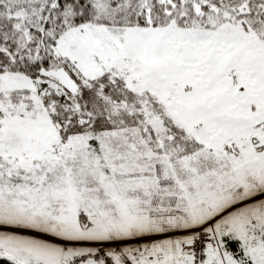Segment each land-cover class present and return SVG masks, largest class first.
<instances>
[{"label": "snow or ice", "instance_id": "snow-or-ice-1", "mask_svg": "<svg viewBox=\"0 0 264 264\" xmlns=\"http://www.w3.org/2000/svg\"><path fill=\"white\" fill-rule=\"evenodd\" d=\"M0 264H264V0H0Z\"/></svg>", "mask_w": 264, "mask_h": 264}]
</instances>
